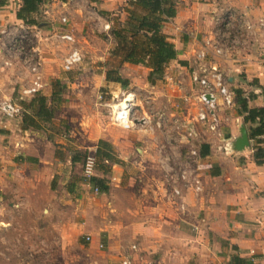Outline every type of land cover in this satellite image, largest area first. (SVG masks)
<instances>
[{
    "label": "crops",
    "instance_id": "obj_1",
    "mask_svg": "<svg viewBox=\"0 0 264 264\" xmlns=\"http://www.w3.org/2000/svg\"><path fill=\"white\" fill-rule=\"evenodd\" d=\"M12 1L8 0V3L0 10V95L7 99L19 98V92H21L23 86L28 85L30 76L27 69L21 67L5 69L3 67V60L7 58L5 45L7 44L6 36H8L3 31L9 30L11 33H17L22 28V25L26 24L16 17V11L20 6L21 0ZM87 1L91 3L90 5H98L103 9L113 10L114 7L122 5L127 0ZM55 6L59 8L58 11L55 10ZM227 8H233L238 11V14L251 25L248 35L244 37L245 41H243L242 37L241 41L243 42L223 61V68L230 75L231 85H236L241 81L242 85L240 87L247 92L244 87L246 81L259 78L261 83H264V0H179L177 15L166 22L163 28L164 32L175 43L178 51L177 59L170 62L166 73H169V70L174 72L173 78L177 80H175L176 82L182 83L183 87L191 88L189 93L193 91L189 70L195 59V51L202 45L204 39L217 28L214 21L215 16ZM66 11L74 15L81 13L80 15L78 14L82 17V19L79 18L83 22L80 23V26L85 25L88 21L89 17H87V14L90 11L88 4H84V0H46L40 9V12L49 17L48 22H56L58 16ZM99 18L104 19L100 15ZM105 21L106 19H104L103 23ZM67 28L71 31L76 30L68 26ZM39 30L43 33L41 28ZM38 37L40 38L39 43L41 39L45 38L41 34ZM37 46L40 58L43 59V71L47 72V61L52 58L53 54L51 51L53 48H50L49 43L45 42L40 43V45L37 44ZM67 52L68 48L65 49L64 56ZM63 58L61 59L62 62ZM145 69L147 79L149 69ZM44 74L46 77L47 74ZM180 75L182 77L177 79L179 78L177 76ZM240 78L241 80H239ZM45 81L46 85L49 84L47 80ZM155 85L150 84L146 80V86L149 90L151 88L155 89ZM171 89L172 87L169 94L173 96ZM253 91L258 96L250 101V104L263 106L264 97L261 95V89L253 87ZM171 100L172 98L169 99V102ZM185 107L188 116L192 108L195 111L194 105ZM225 110L226 108H223L222 113ZM235 115L239 125L233 126V124L229 123V126H232L228 130L225 129V137L223 139L217 138L207 130L204 131L207 139L203 143L209 144L210 149L224 148L226 154H228L227 156L219 157L217 160L214 159L211 166L207 160L211 157L210 154L202 158L201 164L205 165V170L202 171L204 173L205 193L199 197L188 193L183 200L186 203L188 202L189 206L188 204L185 205L184 209L176 205L180 209V215H186L184 217L185 222L187 224L192 222L195 225L196 232L188 234V228L191 230L188 226L189 224H183L185 228L181 227L177 236L171 238L170 235L166 234L162 237L167 245L168 243L170 245L174 243H179L180 245L182 243L189 247L192 258L198 264H228L231 255L236 253L232 249V245L238 247L237 253L241 256L255 258L257 264H264V164L258 165L255 162L252 140L251 148H247L249 150L237 152L231 149V143L239 136V128L243 121V117L237 111ZM6 118L8 119L0 121L3 139H7L5 143L0 144V202L6 199L8 194H12L13 198L17 199L22 197L21 193L23 191L36 192L40 188L39 184L43 182H47L49 188L51 186L54 188L50 189V192L57 194V186L61 184L66 193L57 194L53 198L55 200H52V206L59 208L60 206L71 205L72 209L69 212L60 210V215L67 214L70 218L68 221L64 219L60 228L67 230L69 227L79 226L84 231H95L97 234L104 233V237L108 240L112 237V231L116 227L117 229L135 230L136 232H140V230L150 231V229L161 231L160 222L154 225L139 221L142 215L149 216L152 214L157 221L159 218L167 220L169 216H174L172 215L174 212L168 208V205L163 204L165 199L162 193L158 191L131 196V194H124L126 188L121 185V182H118L114 187H120L121 189H119L120 191L116 189L113 193L109 180L110 190L108 193L96 191L89 179H78L75 176V172L72 171L73 166H69L70 164H78L79 160L72 161L73 156L76 154L75 151H71L67 162L64 163V159L60 156V152L56 150L58 147L56 148L54 142L49 140V138L38 136V132L22 128V116L12 117V119L6 116ZM14 118L16 122L13 121ZM228 121L231 122L233 119L229 118ZM199 135L197 136L199 137ZM141 137L143 136H136L131 142L134 144V141H140ZM32 138L42 141L39 143L42 146H38V149L34 144L29 146L30 144L28 143L30 142L27 140ZM100 139L110 141L123 161L128 159V153L130 152L128 149L130 148L129 143H126L122 138L116 139L112 137L111 132H104L95 144L89 146L92 148V154L96 151ZM161 145L162 143L158 145V153L159 150L164 151L165 154L175 153L176 147L165 148L164 146L161 147ZM89 147L84 149H90ZM136 149L138 151L141 150V159L147 160L148 148L140 149L138 147ZM209 166L211 167L210 171L207 170ZM122 167V165L115 164L111 171L119 174L122 171ZM212 171H220V174L212 175ZM100 172L101 174H98L99 172L95 171V175L104 177V172ZM65 183H67L66 188L64 187ZM162 184L164 183L162 182ZM159 189L162 190L161 188ZM127 200L132 202L127 209L114 207L116 202L123 204ZM9 204L12 207L15 204L14 200L12 199ZM134 206L138 207L134 208L133 212L131 209L132 215H128V209ZM190 210L193 211L195 220L190 214L188 215ZM138 214L139 216H136ZM89 235L92 239L90 242H86H94L93 235ZM153 242H155V239ZM98 244L101 247L104 246L100 239H98ZM128 257L131 258V256ZM207 257H210V260H206Z\"/></svg>",
    "mask_w": 264,
    "mask_h": 264
},
{
    "label": "rangeland",
    "instance_id": "obj_2",
    "mask_svg": "<svg viewBox=\"0 0 264 264\" xmlns=\"http://www.w3.org/2000/svg\"><path fill=\"white\" fill-rule=\"evenodd\" d=\"M12 2H14V0ZM127 2L128 0L123 4ZM84 4H88L90 11V13L87 14L89 18L85 25L80 26V23H83L80 20L82 17L79 16L81 13H76V15H74L66 11L62 15H59L60 18L58 16L59 19L57 18L56 22H48L49 17L41 12L38 17L40 20H43V23H46V26H34L35 28L32 30L36 33V31L41 28V30H43L41 35L47 39H41L40 43H49L50 48H53L51 51L53 54L52 58L47 61V72L43 71V59H39L42 73L47 74L46 77L44 76L45 80L49 82L44 88V94L50 97L53 90L52 83L55 80H61V83L64 85V101L57 111L53 125L45 131L35 132H38V136L49 138V140L55 143L56 148L58 147L56 150L60 152V156L64 159V163L67 162V159L71 155V151L78 152V164H70L69 166H73L72 171L75 172V176L83 180L87 178L84 174V160L88 154H92L93 152L91 151L92 148L89 146L95 144L97 139L103 135L104 132H111V136L116 139L122 138L126 143H129L130 146V148H128L130 151L128 153V159L124 161L122 171H120L119 174L110 171L103 175L111 183L112 192L114 193L116 189H121L120 187H114L118 182H121V185L125 186L126 192L124 194H131V196L158 191L162 193V196L166 200H164L163 204L168 205V208L174 212V214H172L174 216H169L167 220L159 218L157 221V219L153 218L152 214L149 216L142 215L139 221L154 225L160 222L162 226L161 231L150 229V231L140 230V232H136L135 230H122L116 227V229L112 231V237L109 240L104 237V233L97 234L95 231H84V229L82 230L79 226H73L69 227L67 230H62L60 228L61 223L64 219L68 221L70 218L67 214L60 215L59 212L60 210L69 212L72 206H60L59 208L52 206V200H55L53 198H55L57 194L66 192H64L65 190L62 188L61 184H59V186H57V194L52 193L50 189L54 188H52V186L49 188V184L43 182L39 184L40 188L38 191L36 190V192L23 191L21 193L22 197L17 199H14L12 194H8V197L0 202V264H121L125 256H131L133 264H198L195 259L192 258L189 247H186V245L182 243L180 245L179 243L171 245L168 243L167 245L166 241L164 242L162 239L166 234L168 236L170 235L171 238L177 236L180 233L179 229L181 227L185 228L183 224H189L188 226L191 230L188 228V234H194L196 229L192 222L188 224L185 222L184 217L186 215H180V209L176 206H179V203L169 198L170 190L167 189L165 182H163L164 179L162 178V161L165 157V152L159 150L158 153L159 144L162 143V147L168 139H178L175 127V121L178 118L173 117L172 114L180 116L185 113L187 117L191 118V125L193 127L195 126L197 134H200L199 137H196L195 143L197 146H200V143H203L207 139V135H205L204 132L207 129L204 126L202 127L194 123V119H192L194 108L191 109L189 116L185 109H181V107H183V100L180 96L181 92L189 93L191 88L182 86L179 89V82H176L177 80L173 78L174 72L169 70V73H166L168 78L165 76L163 81L155 85V89L151 88L149 90L146 86L147 79L145 76V68L147 67L141 64L134 65L130 63H124L119 69L122 76L129 81L127 86L119 82L107 81V70L110 69L112 65L115 66L117 62L116 58L111 54V50L116 47V42L111 31L113 26L117 25L118 18L122 19L126 16L124 10H122L125 5H118L114 7L113 10H108L98 5H90L91 3H88L87 0H84ZM55 10L58 11L59 8L55 6ZM64 15L69 19V23L65 27L68 26L76 29L75 31L72 30V32L76 35L78 45L82 49L84 56L83 62L72 71H65L62 67L61 60L64 56L65 49H69V46L60 41L55 35L56 32L63 27L61 17ZM99 15L101 17L103 16L107 22L109 21L111 24L110 30H105L103 28L104 19H100ZM6 37L7 44L5 48L7 50V58L3 60V67L5 69L23 68L19 55L14 52L15 50L12 51L8 47L9 39L8 36ZM39 39V37L34 36L36 45H40ZM7 60L13 63L6 65L5 61ZM181 75L177 76L179 77L177 79H180L182 77ZM239 80H241V78ZM252 80L253 79L246 81V85L244 84L248 93L253 91V87L250 85ZM240 85H242L241 81L236 85H231V87L236 88L240 87ZM171 87V94L173 96L169 94ZM124 89L137 91L140 99L144 103L145 109L152 117V124L145 127L139 126L129 131L113 123V105L117 103L115 96ZM170 98H172V100L169 102ZM5 99L7 98L0 95V101ZM13 100L20 102L18 97H16V99L13 97ZM236 111L237 106L235 105L222 113L224 117V130H228L232 126H229V123L233 124V126L239 125V121L236 120ZM160 114H164L166 117L162 129L156 125V121ZM229 118H232L233 121L229 122ZM7 119L8 118L0 112V121ZM10 119H12V117H10ZM13 121L16 122L15 118ZM65 126H67L68 129H66ZM1 130L2 128L0 127V144H3L7 139H3ZM141 135L143 137H141L140 141L135 140L134 144L131 142L134 137ZM27 141L30 142L28 143L30 144L29 146H33L34 144L37 149L38 146H42V144L39 145V143L42 142L40 140H34V138H32ZM175 144L177 147H173H176V154L173 152L169 154L173 156H186L189 145L185 143V141H176ZM85 147H89L90 149H84ZM138 147L140 149L145 147L148 148L147 160L141 159V150L138 151L136 149ZM211 150V157L207 159L210 166L214 159L217 160L221 156L228 155L224 148H212ZM115 151L119 154L116 149ZM210 166L207 167L208 171L211 170ZM199 169L204 171L205 165L201 164L200 166L199 164ZM98 170L102 171L99 166L96 167V172L101 174ZM162 182L164 184H162ZM66 184L67 183L64 184L65 188L67 186ZM205 190L204 181V191L201 195L205 193ZM187 195L188 192L186 196ZM12 199L15 204L10 207L9 202ZM131 203L130 200H127L123 204L116 202L114 207L117 209H127L131 206ZM187 204L188 202L186 205ZM136 207L138 206L128 209L129 211H127V214L132 215L131 213ZM192 212V210L188 211V215L190 214L193 220H195L196 218L193 216L194 213ZM136 216H139V214ZM89 234L93 235L94 242H86L85 236ZM98 239L101 240V243L104 245L103 247L99 246ZM154 239L155 242H153ZM135 243L137 244L136 249L132 248V245ZM206 260H210V257H207Z\"/></svg>",
    "mask_w": 264,
    "mask_h": 264
},
{
    "label": "built area",
    "instance_id": "obj_3",
    "mask_svg": "<svg viewBox=\"0 0 264 264\" xmlns=\"http://www.w3.org/2000/svg\"><path fill=\"white\" fill-rule=\"evenodd\" d=\"M63 27L56 32V37L69 46L67 54L63 58L62 67L65 71H72L83 62V52L78 45L76 35L65 27L69 23L67 16H62ZM217 28L202 45L195 51L193 65L190 66L189 78L192 83V93L181 92L183 109L185 106H195L193 114L194 123L204 126L208 132L219 139L225 137L224 117L222 109L235 106V92L231 87L230 75L223 68V61L239 47L244 37L248 35L251 25L242 18L233 8L224 9L214 18ZM35 28V27H34ZM32 26L25 24L17 33L9 30L3 31L8 35L10 50H15L24 69L29 72V83L21 88L20 99H27L38 92H42L46 86L44 75L41 69L40 52L34 41V36L38 37L41 31H32ZM105 30L111 29L109 21L103 24ZM243 37V41L241 38ZM6 65L13 63L5 61ZM167 77V75H165ZM168 78V77H167ZM171 80V79H170ZM182 83L178 85L180 89ZM115 98L117 103L113 105V123L124 130H132L139 126L145 127L152 124V117L145 109L143 101L136 90L120 91ZM0 112L7 117H18L22 115L23 107L13 99L0 101ZM176 117L175 127L178 139H168L164 144L165 148H175L176 141H185L189 145L186 156H173L166 153L163 159V182L170 190L169 198L179 203L184 209L186 202L183 200L187 192L198 197L204 191V173L199 169L202 156L199 146L195 143L197 132L193 127L190 117L186 114ZM166 117L160 114L156 125L162 129ZM152 128V127H151ZM176 154V153H174ZM197 164V167H196ZM97 159L94 154H88L84 160V174L87 179L95 175ZM96 191H99L95 188ZM86 241H91V236H85ZM103 245V244H102ZM132 248L136 249L137 244ZM122 264H133L132 259L126 256Z\"/></svg>",
    "mask_w": 264,
    "mask_h": 264
},
{
    "label": "trees",
    "instance_id": "obj_4",
    "mask_svg": "<svg viewBox=\"0 0 264 264\" xmlns=\"http://www.w3.org/2000/svg\"><path fill=\"white\" fill-rule=\"evenodd\" d=\"M46 0H21L16 11V17L24 23L32 26L45 27L46 23L39 19L41 6ZM66 1V0H63ZM8 3V0H0V10ZM179 0H130L123 7L126 13L125 19L118 18L117 25L112 28V35L116 47L111 54L116 58V65L107 70V81L122 83L124 86L129 81L120 73V67L124 63L143 65L149 69L147 80L155 85L163 81L167 66L177 59L178 51L170 36L164 32V25L177 15ZM250 85L261 89L264 97V83L259 78H254ZM52 94L47 96L38 92L27 99H20L23 107L22 128L25 130L45 131L53 125L57 111L64 101L61 80L52 83ZM235 92V105L237 113L243 117V122L248 128L249 137L253 142V158L258 165L264 164V104L253 106L250 101L257 98L254 91L248 93L242 87L233 88ZM16 101V100H15ZM68 129L67 126H65ZM202 157L211 153L209 144L202 143L199 146ZM94 155L97 166L104 173L111 171L113 165H123L124 161L118 156L114 145L105 139H100ZM78 152L72 161L78 160ZM212 175H219L220 171H212ZM89 182L101 193H108L110 186L108 179L92 176ZM228 244V242H227ZM236 251L231 255L228 264H257L255 258L243 257L236 245H232Z\"/></svg>",
    "mask_w": 264,
    "mask_h": 264
},
{
    "label": "water",
    "instance_id": "obj_5",
    "mask_svg": "<svg viewBox=\"0 0 264 264\" xmlns=\"http://www.w3.org/2000/svg\"><path fill=\"white\" fill-rule=\"evenodd\" d=\"M239 136L231 143L233 151L241 152L251 147V139L247 126L242 122L239 128Z\"/></svg>",
    "mask_w": 264,
    "mask_h": 264
}]
</instances>
